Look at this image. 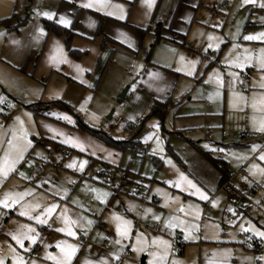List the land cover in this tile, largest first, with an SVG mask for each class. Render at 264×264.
Masks as SVG:
<instances>
[{
  "label": "rangeland",
  "instance_id": "1",
  "mask_svg": "<svg viewBox=\"0 0 264 264\" xmlns=\"http://www.w3.org/2000/svg\"><path fill=\"white\" fill-rule=\"evenodd\" d=\"M20 1H7L10 16H15L13 25L18 19L25 18V12L18 7ZM38 2L40 0H34L30 5L27 25L13 28L12 38H7L6 42L5 35H0V167L7 169L12 160L17 161L6 176H0V199H5L8 193L18 201L12 204L9 198L10 207L0 205V259L4 264H14V256L22 257L23 264H57L62 257L57 242L63 241L77 245L70 264H99L101 259L107 260L108 264L117 261L119 264H141L142 257L145 264H150L154 260L151 253L164 251L162 245L152 243L158 235L168 242L167 256L161 264H188L187 252L182 255L174 247L173 230L165 228L161 222L155 223L159 226L158 231L153 230L155 224L150 219L155 211L139 203L154 205L149 187L157 186L158 178L154 174L158 170L151 159H161L156 150L163 152L166 148L161 135L164 137L181 125L193 126L196 130L189 134L191 139L202 140L205 144L198 143L200 148L203 151L206 148L205 151L214 158H230L232 177L236 182L241 179L239 165L245 151L240 148L251 145L257 133L255 128L264 120V106L257 103L253 107V100L258 102L264 96V87H261L264 69L256 59L262 54L264 40L244 39L246 35L264 33V7H261L264 0L251 3H243V0H183L181 3L187 7L181 12L192 13L195 21L189 33L183 32L186 44L193 49L191 57L179 49H168L154 42L156 29L163 34L166 30L160 29L168 28L163 19L151 21L157 0H151L150 7L146 0H82L83 7L89 5L99 14L89 15L83 10L76 18L80 29L88 30L91 20L102 19L101 30L105 28L111 34L119 35L122 23L128 44L125 46L137 52L136 55L130 52L109 54V58L104 52L101 64L103 67L104 61L109 59L107 72L102 77L103 72L98 71L101 78L94 81L85 70H78L88 67L89 60L64 62L55 43L49 53L46 49L43 51L42 46L33 52V55L39 54L34 69L27 66L25 72L19 70L22 63L15 64L18 52L31 36L30 31L33 28L38 31ZM251 5H256V9L251 10ZM181 21L177 19L175 23ZM175 23L172 29H176ZM140 24L144 26L138 27ZM26 26L28 30L24 29ZM0 29V33L7 31L2 25ZM50 38L56 40L54 36L50 35ZM63 39L61 37L59 42L65 48ZM97 45L99 43L92 44ZM87 49V56L91 58L93 49ZM150 61L170 68L182 65L180 78L173 83L171 94L172 101L180 107L177 110L168 107L162 118L152 115L150 110L136 115L129 107V97L137 78ZM237 63L242 66L237 67ZM190 71L191 75L188 74ZM38 101L59 105L50 106L45 116H33L27 106ZM182 109L189 111V117L177 118ZM137 117L143 124L135 123ZM80 123L117 146L81 130ZM221 131L228 137L222 138ZM24 135L30 144L21 139ZM169 137L171 144L175 142ZM9 140H12L11 145ZM17 146L23 149L22 157ZM59 147H63L65 153ZM142 149H148L151 155L139 162L134 156ZM114 156L116 162L107 163ZM38 166H42V173L32 176L31 168ZM89 173H92L91 178ZM123 179L127 182L123 183ZM126 184L132 185L134 191ZM243 190L244 186L230 191ZM103 193L108 195L103 197ZM19 194H23L22 197ZM127 196L135 197L136 207L128 203L127 208ZM152 198L160 200L158 194ZM52 205L55 208L49 213L47 209ZM146 209L151 211L146 213ZM21 212L27 214L21 215ZM114 216L131 222L127 238L117 235L119 221ZM36 217L45 222L40 223ZM88 220L93 223L88 225ZM138 220L147 231L141 230ZM71 221L76 223L70 224ZM22 226L34 229L28 233L36 237L34 243L24 239L22 244H17L12 238L18 232L27 231ZM69 227L75 236L67 235ZM138 233L139 239L148 244L143 251L139 250L143 245L137 242ZM103 242L108 244L105 249L101 248ZM126 252L128 256H124Z\"/></svg>",
  "mask_w": 264,
  "mask_h": 264
},
{
  "label": "crops",
  "instance_id": "2",
  "mask_svg": "<svg viewBox=\"0 0 264 264\" xmlns=\"http://www.w3.org/2000/svg\"><path fill=\"white\" fill-rule=\"evenodd\" d=\"M7 1L0 0V11H2L0 13V20L10 17V4ZM182 1L157 0L153 7L154 11L151 21L153 23L158 18L163 19L168 28L160 29H163L162 31L166 30L163 34L159 32V29H156L157 32H155L157 34L155 35L156 39L154 42L168 49H179L185 56L191 57L193 49L186 44L187 38L183 32L186 31L189 33L195 21L191 17L192 13H188L189 11L192 12V10L189 9L188 14L182 13L185 11V7H187V5L181 3ZM33 2L34 0H21L18 7L23 12H26L27 4L29 3L30 6ZM81 2L82 0H40L36 5V8L40 6L38 11L39 19L36 25L40 31H37L35 28L33 30L30 29L31 36L18 52L15 64H19V62L23 63L29 55H32L38 57L36 61L37 65L39 54L33 55V52L39 50L42 46V50L44 51L46 49L47 53H49L52 44L55 43L58 47V53L64 62L89 60L90 65L80 69H84L87 76H91L92 81H94L101 78L98 71L103 72L102 77H104L105 71L107 72L109 59L104 61L106 63H103V67L101 64V56L104 52L107 53L108 58L109 54H127L130 52L132 55H136V50L133 51L125 46L128 44L125 42V30L123 31L124 24L122 23V28L121 30L119 29V35L111 34V31L108 32L105 28L101 30L103 24L102 19L91 20L88 30L84 28L80 29V22L76 24V18H78L80 13H83V10H87L89 15L97 16L96 14H99L91 6L86 7L85 4L83 7ZM45 12L51 14V19L47 16L40 15V13ZM61 18L68 21V23H60ZM177 19H182V21L175 23ZM14 20L12 23H14ZM43 20L54 22L58 26L65 28L69 35L48 34L43 25ZM25 23L22 25H25ZM173 23L177 24L176 29H172ZM144 24H140L138 27H143ZM205 28L209 27L205 25ZM24 29L28 30L27 26ZM146 29L148 30L149 27ZM12 32L13 29H7V31L3 32L5 42L7 38H12ZM50 35L56 37V40H54L55 38H50ZM61 37L64 38L65 48L59 42ZM50 39L54 41L50 43ZM66 39L68 40V44H66ZM93 43H99V45L92 46ZM88 47L93 49L91 58L87 56ZM69 50H74V55ZM84 52L85 54H83ZM41 54L42 52L40 56ZM154 59L157 60L155 57ZM32 68L34 69L35 67ZM180 68H182V65L180 67L173 66L170 68L165 66V64L161 65L153 61L148 62L142 73H140V77L137 78L133 93L130 94L129 107L131 112L140 115L146 110H150L151 103L164 102L166 98H171L173 83L178 82V78H180ZM90 70H92L91 73ZM149 73L154 75L150 76ZM172 104L175 105L172 108L176 110L180 107L178 103L173 102ZM188 112L182 109L179 113L180 117L178 116L177 118L189 117L190 113ZM138 119L141 120L140 117H137L135 123ZM140 123L143 124L142 120ZM195 130L193 126L186 127L181 125V127L167 132V137L171 136L175 140L172 144L165 137L166 134H163L164 137L161 135L166 148L163 152L156 150V153L161 155V159L158 157L151 159L154 168L158 170V175L157 172L154 174L158 178L157 186H153V188L149 187V192L151 193L150 200L154 205L149 206L144 202L139 203L155 211L153 215L159 217V219L151 218L150 221H154L153 224L161 222L165 228L173 230L174 233H178L179 244L181 245L179 252L183 253L182 255L187 252L186 260H188V264H225V261L226 264H264V259H259L260 257H264V239L256 236L252 232L246 231L249 223L255 228L264 231V182L262 181L264 175H261L260 172V169H264V160L260 159L261 154L264 153V132L257 131L251 141V145H245L240 148L245 153L242 164L239 165V168L241 167L239 173L242 174L241 179L237 182L235 181V177H232L231 171L233 170V164H231L230 158H221L229 177L226 183L219 188L221 172L218 167L212 165L209 161V158L211 157L213 159L214 156L212 157V154L208 153V150L205 151L206 148L203 151L200 148L201 145L198 144L205 143L202 140L195 142L191 139L189 134L194 133ZM222 138L224 137L222 136ZM254 145L256 146L255 151H253ZM232 146L235 147L236 145L232 144ZM135 159L139 162L144 160ZM107 161V163L116 162V157H110ZM253 165L257 167L253 168ZM188 181H191L196 188H199L208 199H201L199 193L193 194L195 189L189 187ZM176 185H179V187ZM125 186L131 191H134L132 185L126 184ZM242 186H244V189L249 187L250 191L243 193V199H238L231 194L230 190H240ZM154 194H158L160 200L154 201L152 198ZM127 197L128 199L125 200L127 208L128 203L136 207L135 197ZM213 201H217L215 206H213ZM182 206L184 211L180 212L179 209ZM229 208L232 211H229ZM107 209H109V206H107ZM127 212L129 213L128 210ZM197 214L199 215V219H196ZM173 217L177 219H172ZM135 220H137V217ZM180 220L185 221V223L178 227L170 228L165 223V221H169L170 223L179 224ZM138 221V225L141 226V220ZM190 224L198 225V227L189 228L188 225ZM242 225L244 230L241 229ZM135 228L137 229L138 227L136 226ZM143 229L147 231V229L141 226V230ZM186 235L188 236L187 239L185 238ZM154 237L161 240L165 239L164 236H162L164 239L158 235ZM220 250L223 252L221 253ZM225 253L227 254L225 255Z\"/></svg>",
  "mask_w": 264,
  "mask_h": 264
},
{
  "label": "snow or ice",
  "instance_id": "3",
  "mask_svg": "<svg viewBox=\"0 0 264 264\" xmlns=\"http://www.w3.org/2000/svg\"><path fill=\"white\" fill-rule=\"evenodd\" d=\"M146 2L149 4V7L151 6V0H146ZM254 2V0H243V3H251ZM86 7L89 5H85ZM261 7H264V4H261ZM40 15H44L47 16L49 19H51V14L45 12V13H40ZM60 23L63 24H67L68 21L64 20L63 18H61V20L59 21ZM38 31H40L38 29ZM0 35H3V33H0ZM209 39L211 40L212 37L209 36ZM245 40H256V39H260V40H264V33H260L258 35H246L244 36ZM209 47H212L211 44H209ZM261 56L257 57V63L259 64L260 68L264 69V49L261 50ZM248 59H251V57H249ZM237 67H241L242 65H240L239 63L236 64ZM78 67V66H77ZM79 71H84V69H78ZM189 75H191V71L188 73ZM150 76L154 75L152 73H149ZM210 78H211V74H210ZM262 80H264V77L261 78ZM261 87H264V84L261 85ZM259 103L260 105L264 106V96H262L259 101L257 102L255 99L253 100V107L256 106V104ZM11 106V105H10ZM153 127H156V125H153ZM256 131L259 132H264V120H261L259 122V126L255 128ZM21 139H23L27 144H30L31 141L27 140V136L24 135L21 137ZM9 144H12V140H9ZM255 145L253 146V151H255ZM18 151L20 156L22 157L23 155V149L19 148V146H17ZM261 160H264V153L261 154L260 156ZM17 161L12 160L9 165L7 166V169H5L4 167H0V176H6L8 172H10L12 170V168L14 167L15 163ZM83 165V162H82ZM69 167H71V165H69ZM253 168H256V165L252 166ZM261 175H264V169H260ZM189 187L192 189H195V192L193 194L199 193L200 198L203 200H207L208 197L200 191L199 188H196V186L191 182L188 181L187 182ZM177 187H179V185H176ZM21 197L23 194H19ZM108 194L107 193H103V197H106ZM11 198V203L15 204L17 203V199L15 197H11L10 194L6 193L5 194V199H0V205H3L5 207H10L11 205L8 204L7 200ZM100 198V197H98ZM217 203V201H213V206H215V204ZM55 208V205H52L51 207H49L47 209V211L50 213L53 209ZM151 209H146L145 212L148 213L150 212ZM180 212L184 211L183 206L179 209ZM229 211H232L231 208H229ZM21 215H26L27 213L25 212H21ZM36 219L40 222V223H44L45 221L41 220L40 217H36ZM114 219H116L117 221H119V223H117L116 225V232L117 235L123 237V238H127L128 232L130 230L131 227V222L128 220H125L119 216H114ZM153 219H159V217H153ZM172 219H177L175 217H173ZM196 219H199V215L197 214ZM70 224L76 223L75 221H71L69 222ZM93 222L91 220L87 221L88 225H91ZM166 225L168 227H178L181 225H184L185 221L180 220L179 224H175V223H170L169 221H165ZM23 228H26L27 231L24 232H18L17 234L13 235V239L16 241L17 244H22L24 239H27L30 242H35L36 237L34 235H28L29 232L34 231V229L28 228V226H22ZM189 228L192 227H198V225H188ZM241 229H243V225L241 226ZM186 230V229H185ZM58 231H64V229H58ZM246 231L252 232L254 233L256 236L264 239V231H261L257 228H255L251 223H249L248 229H246ZM67 235L69 236H75L76 233L73 232L71 230V227H69L67 229ZM140 234L138 233V243H141L143 245V247H141L139 250L143 251L145 248L148 247L147 241H141L139 239ZM185 238L187 239L188 236L186 235ZM117 244L120 243L119 240L116 241ZM153 244H157L159 243V245H162L164 247V251L160 254L157 253H151V255H153L154 260L152 262H150V264H161V262L165 259V257L167 256V248H168V242L164 241V240H160L159 238H154L152 241ZM57 247L60 249L61 253H62V257L57 261V264H70L72 257L75 255L76 251H77V245L74 244H65L63 241H58L57 242ZM135 245H133V248L135 249ZM227 253H225L226 255ZM14 259V264H23V258L22 257H13ZM259 259H264V257H260ZM0 264H4L3 260L0 259ZM33 264H35V262H33ZM99 264H108L107 260L101 259V261L99 262ZM175 264V262H174ZM226 264V261H225Z\"/></svg>",
  "mask_w": 264,
  "mask_h": 264
},
{
  "label": "trees",
  "instance_id": "4",
  "mask_svg": "<svg viewBox=\"0 0 264 264\" xmlns=\"http://www.w3.org/2000/svg\"><path fill=\"white\" fill-rule=\"evenodd\" d=\"M30 6L29 3L26 6V12H25V18L23 19H18L15 23L16 24H12L13 20L15 19L14 14H12L10 17L6 18V19H2L0 20V25L5 26L6 29H13V28H17L18 26L24 24L28 19H29V10ZM43 25L46 29V32L55 34V35H69V33H67V30L65 28H62L60 26H58L57 24H55L54 22L48 21V20H43ZM68 39V37H67ZM66 39V44H68V40ZM69 52L74 55V50H69ZM37 56L34 57L32 55H29L24 62L22 63V66L19 68V70L21 72H25V68L27 66H31V67H35L36 65V61H37ZM171 98L168 97L165 99L164 102H153L150 104V113L152 115L157 116L158 118H162L163 115L165 114L166 110L168 109V107H174L175 105L171 103ZM55 105H59V103L57 102H50V103H42L40 101L32 103L30 105L27 106L28 110L32 113L33 116H45L48 114V109L49 107L52 108ZM61 105V104H60ZM62 106V105H61ZM80 129L83 131H86L88 133H90L91 135L96 136L97 138L106 141L108 144H113V145H117L114 142L109 141L107 138H105L101 133L96 132V131H92L90 128H88L85 124L80 123ZM120 145V144H118ZM209 161L211 162L212 165L218 167V169L221 172V178L219 180V188L222 187V185L224 183H226V181L228 180L229 174L227 172V170L225 169V167L223 166V160L221 158H209Z\"/></svg>",
  "mask_w": 264,
  "mask_h": 264
},
{
  "label": "built area",
  "instance_id": "5",
  "mask_svg": "<svg viewBox=\"0 0 264 264\" xmlns=\"http://www.w3.org/2000/svg\"><path fill=\"white\" fill-rule=\"evenodd\" d=\"M250 9L251 10H255L256 9V5H251L250 6ZM140 121L141 120H137L136 121V123L138 124V125H140L141 123H140ZM221 136H223L224 138H227L228 136H227V134L225 133V132H222L221 133ZM59 150L61 151V152H63V153H65V150L63 149V147H59ZM148 156H150V153H149V151H148V149H142V150H140V151H136V153H135V158H137V159H139V160H143L144 158H146V157H148ZM264 166V165H263ZM32 170H31V174H32V176H37V175H40L41 173H42V171H43V168H42V166H38V167H32L31 168ZM88 177L89 178H91L92 177V173H89L88 174ZM262 181L264 182V177L262 178ZM123 183H126L127 181L125 180V179H123V181H122ZM248 191H250V188L249 187H246L245 189H244V191L243 192H235V191H231V194L232 195H234L235 197H237L238 199H243L244 197H243V193H245V192H248ZM139 194H141L140 192H139ZM154 199V201H158V199L157 198H153ZM158 228H159V226H158V224H155L154 226H153V230H155L156 232L158 231ZM174 239H173V242H174V244H175V248H178V249H180V247H181V245L179 244V235H178V233H174ZM107 242H103L102 243V245H101V248L102 249H105L106 247H107ZM36 251L38 250V248H36L35 249ZM129 254H128V252H126L125 254H124V256H128ZM115 264H119V261H117Z\"/></svg>",
  "mask_w": 264,
  "mask_h": 264
},
{
  "label": "water",
  "instance_id": "6",
  "mask_svg": "<svg viewBox=\"0 0 264 264\" xmlns=\"http://www.w3.org/2000/svg\"><path fill=\"white\" fill-rule=\"evenodd\" d=\"M125 92H126V89L123 91L122 95L120 96L121 98L124 97ZM140 262H141V264H145V261H144L143 257L141 258Z\"/></svg>",
  "mask_w": 264,
  "mask_h": 264
}]
</instances>
